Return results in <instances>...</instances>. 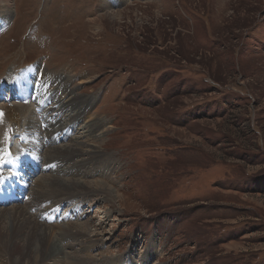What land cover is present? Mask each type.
I'll return each instance as SVG.
<instances>
[{
	"label": "rangeland",
	"instance_id": "374dc122",
	"mask_svg": "<svg viewBox=\"0 0 264 264\" xmlns=\"http://www.w3.org/2000/svg\"><path fill=\"white\" fill-rule=\"evenodd\" d=\"M106 1H0V83L36 66L111 126L106 175L83 178L112 202L79 196L76 222L108 264H264V0ZM12 102L9 130L33 109Z\"/></svg>",
	"mask_w": 264,
	"mask_h": 264
},
{
	"label": "bare ground",
	"instance_id": "6f19581e",
	"mask_svg": "<svg viewBox=\"0 0 264 264\" xmlns=\"http://www.w3.org/2000/svg\"><path fill=\"white\" fill-rule=\"evenodd\" d=\"M0 1L3 2L2 15L10 17L12 0ZM107 1L106 3L116 0ZM4 20L5 18H0V23L3 24ZM27 68H30L31 72L34 69L30 65ZM6 75L11 78L10 74ZM45 77L51 83L49 86L42 80L39 83L33 81L31 88L29 87L38 105L35 107L37 111L30 110V116L24 124L23 137L27 138L26 149L0 152V157L7 161L13 156L29 152L37 156L39 161L41 158V165L52 164L55 169L47 172L42 170L43 173L32 180L28 190L30 199L13 203L11 206H5L3 205L5 202H0V262L108 264L109 261L104 258L106 256H100L107 250V247L105 249L102 247L99 239L101 236H95L101 235L100 232L92 234L93 231L85 225V221L84 224L82 221L81 224L76 222L79 217L75 220L77 224L73 222L74 225L68 223L70 221L54 223L53 217L46 211L48 208H41V204L51 202L50 205L54 206L66 202L84 216L86 212L83 209L82 212L77 206L79 196L87 201L91 195L98 194L100 201L112 202L110 196L111 192L115 191L113 187L97 179L84 181V178L101 177L107 173L105 161L111 153H108L100 143L111 131V126L101 115L91 111L96 103L93 96L84 97L85 95L77 94L67 81H61L57 76L47 74ZM4 96L9 97V94ZM75 130L77 133H74ZM0 172L4 173L1 169ZM91 206L88 201L87 208ZM86 236L94 237L91 239ZM94 248L99 251L97 255L87 251ZM129 262L137 264L133 256H129ZM112 264L123 263L113 261Z\"/></svg>",
	"mask_w": 264,
	"mask_h": 264
},
{
	"label": "snow or ice",
	"instance_id": "6c2138e0",
	"mask_svg": "<svg viewBox=\"0 0 264 264\" xmlns=\"http://www.w3.org/2000/svg\"><path fill=\"white\" fill-rule=\"evenodd\" d=\"M6 139H7V137H6ZM11 163V161L9 160V161H5L2 157H0V166H2L4 163ZM5 179H7V177H5L3 174H2V172H0V184H2L3 183V181L5 180Z\"/></svg>",
	"mask_w": 264,
	"mask_h": 264
}]
</instances>
